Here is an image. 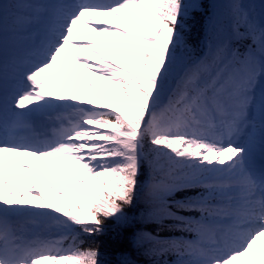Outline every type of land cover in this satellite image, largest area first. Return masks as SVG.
Here are the masks:
<instances>
[{
    "label": "snow or ice",
    "instance_id": "1",
    "mask_svg": "<svg viewBox=\"0 0 264 264\" xmlns=\"http://www.w3.org/2000/svg\"><path fill=\"white\" fill-rule=\"evenodd\" d=\"M106 234L264 264V0H0V264H110Z\"/></svg>",
    "mask_w": 264,
    "mask_h": 264
},
{
    "label": "trees",
    "instance_id": "2",
    "mask_svg": "<svg viewBox=\"0 0 264 264\" xmlns=\"http://www.w3.org/2000/svg\"><path fill=\"white\" fill-rule=\"evenodd\" d=\"M201 33L199 28L193 34V39L198 40ZM86 240L91 241L92 238L84 237ZM96 241L101 245V252L103 254V258L106 261H109L110 264H117V261L120 258L121 252H128L132 259H134L137 264H150V260L148 257L140 255L139 253L132 252V250L128 247L126 243L124 244H117L115 243L110 234H106L100 237L95 238ZM171 259H174L171 258Z\"/></svg>",
    "mask_w": 264,
    "mask_h": 264
},
{
    "label": "rangeland",
    "instance_id": "3",
    "mask_svg": "<svg viewBox=\"0 0 264 264\" xmlns=\"http://www.w3.org/2000/svg\"><path fill=\"white\" fill-rule=\"evenodd\" d=\"M86 31H88V29H85ZM90 35H91V32H90ZM93 36H95V34L93 33ZM95 40H96V43L102 48V49H104L105 51H106V54H107V47H103L102 45H101V41H102V38H100V37H95ZM62 79H63V76L61 77ZM88 79H89V81L95 86V87H97V88H99V85L100 84H103L104 82L103 81H98V79L96 78V77H93V76H91L90 74L88 75ZM81 81H82V83H83V86H81L80 85V87H82V88H85V90H86V92H88V94H93L92 93V90L90 89V88H88L87 87V85L85 84V82L81 79ZM55 85V86H54ZM54 85H52V87H54V88H56L57 87V85L56 84H54ZM106 86V85H105ZM52 87H50V88H52ZM69 87H71L70 85H69ZM69 90H72L71 88H69ZM73 167H75V165H73ZM78 171H79V169H78ZM54 179H56L57 180V183H59V179L57 178V177H54ZM262 244H264V241H258V244H257V251L259 250V247L262 245Z\"/></svg>",
    "mask_w": 264,
    "mask_h": 264
},
{
    "label": "bare ground",
    "instance_id": "4",
    "mask_svg": "<svg viewBox=\"0 0 264 264\" xmlns=\"http://www.w3.org/2000/svg\"><path fill=\"white\" fill-rule=\"evenodd\" d=\"M91 35H93V33H91ZM94 38H95V36H94ZM100 43H101V45H102L103 47H106L105 44L103 43V41H101ZM69 62L71 63V62H73V61H71L70 58H69ZM61 77H62V76H61ZM77 82H78L81 86H83V83H82V81H81V79H80L79 77H77ZM52 85H54V84H52ZM52 85H50L49 87H52ZM54 86H55V85H54ZM68 87H69V86H68ZM52 88H54V87H52ZM69 88H71V87H69Z\"/></svg>",
    "mask_w": 264,
    "mask_h": 264
}]
</instances>
